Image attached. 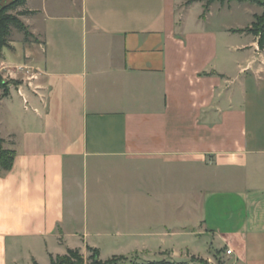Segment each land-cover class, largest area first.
Returning <instances> with one entry per match:
<instances>
[{"label": "crops", "instance_id": "1", "mask_svg": "<svg viewBox=\"0 0 264 264\" xmlns=\"http://www.w3.org/2000/svg\"><path fill=\"white\" fill-rule=\"evenodd\" d=\"M31 1L20 19L37 20L33 42L0 58L23 80L0 104L17 94L27 111L0 125L16 153L0 173V264L89 248L102 261L264 264V50L243 32L263 7Z\"/></svg>", "mask_w": 264, "mask_h": 264}, {"label": "trees", "instance_id": "2", "mask_svg": "<svg viewBox=\"0 0 264 264\" xmlns=\"http://www.w3.org/2000/svg\"><path fill=\"white\" fill-rule=\"evenodd\" d=\"M29 0H0V58L2 56L3 50L9 47L10 36L12 33V28L22 33L25 38V43L31 42L33 39V34L30 32L29 27L20 19L21 16H29L34 14L33 11L25 9ZM194 1H201L206 3V11L208 7L215 0H190L189 3ZM225 1V0H221ZM229 1H239L245 2L250 1L257 3L264 7V0H229ZM5 2V3H4ZM23 8L22 10H20ZM20 10V11H19ZM15 13L16 15H14ZM249 32L255 36L259 37V47L264 50V13L261 16H257L255 22L252 24L251 28L243 31ZM19 83L16 81H7L0 75V93L2 97H8L10 94L11 85L17 86ZM16 153L13 150H8L4 148V139L0 134V173L11 171L14 165ZM91 256L89 262L85 260L83 255L79 250H68L65 255H58L57 257H52L50 264H118L119 261H126L127 257H113L107 261H102L100 259V253L96 249L89 248ZM197 259L193 258V261ZM201 264H208L207 262L200 260ZM37 264V263H35ZM149 264H166L164 262L160 263H149Z\"/></svg>", "mask_w": 264, "mask_h": 264}, {"label": "rangeland", "instance_id": "3", "mask_svg": "<svg viewBox=\"0 0 264 264\" xmlns=\"http://www.w3.org/2000/svg\"><path fill=\"white\" fill-rule=\"evenodd\" d=\"M8 1L9 0H5V2H8ZM56 1H55V3H53V2L49 3V10L50 11H54V12H58V13H67V12H72L73 11L72 6L67 5V1L66 0H56ZM187 1H190V0H187ZM215 1L224 2V1H221V0H215ZM42 4H43L42 0H32L31 3H30V6H32V7H33V5L34 6H42ZM255 4H257V3H255ZM259 6H261V5H259ZM22 9L23 8H21L20 10H22ZM263 9H264V7H263ZM13 14L16 15L15 13H13ZM244 19H245V23H246L247 19L246 18H244ZM24 21H25V23H29V24H32V25H33V21L37 23V20L36 19L33 20V18H24ZM38 21H39V23H41V20H38ZM23 39L25 40L24 35L22 33H20L19 31H17L15 28H12V33H11V36H10V42L19 43ZM31 41L33 42V39ZM4 67L0 65V75L2 77H3V74L9 73L8 71H10L12 73H17V71H18L17 68H16V65H14L13 62H11L10 65H8V67L6 66L7 68H9L8 70H4L3 69ZM3 78L5 80H7V81H16L18 83H22L23 82V80L21 79L22 76H18V78L15 79V78H11L10 74H8L6 77H3ZM14 86L15 85H11L10 89L13 88ZM13 99L14 100H13V102H12V104L10 106L5 107L4 105L0 104V125L2 126L3 130H8L9 128H12L13 124L15 123V118H17V115L21 117L27 112V111H25V106L23 104L22 99H20L17 94H14V98ZM5 136H7V135H5ZM6 139L8 140L7 137H6ZM176 246L179 247L178 245H176ZM180 250L181 249H177L176 251L179 252ZM225 250H226V248H223V251H225ZM167 252L173 254V250L172 249H167ZM180 252H184L185 253L186 250H183V251H180ZM90 256H91V252L87 253L83 257L85 258V260L87 262H89ZM174 256H175V258H174L175 261H182L184 259V257H179V255H174ZM169 260H172V259H169ZM144 263H146V262H144V260H142L141 258L139 259V257H136V256L130 257V258L127 257L126 261H119L118 262V264H144ZM218 264H233V261L230 260V259L221 258L219 260Z\"/></svg>", "mask_w": 264, "mask_h": 264}, {"label": "built area", "instance_id": "4", "mask_svg": "<svg viewBox=\"0 0 264 264\" xmlns=\"http://www.w3.org/2000/svg\"><path fill=\"white\" fill-rule=\"evenodd\" d=\"M232 253H233V251H232L231 249H229V250L226 252V254H227L228 256L232 255Z\"/></svg>", "mask_w": 264, "mask_h": 264}]
</instances>
